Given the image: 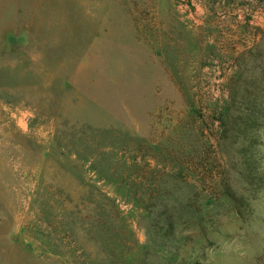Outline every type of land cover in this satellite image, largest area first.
I'll return each instance as SVG.
<instances>
[{"label":"rangeland","instance_id":"374dc122","mask_svg":"<svg viewBox=\"0 0 264 264\" xmlns=\"http://www.w3.org/2000/svg\"><path fill=\"white\" fill-rule=\"evenodd\" d=\"M0 264H264V0H0Z\"/></svg>","mask_w":264,"mask_h":264}]
</instances>
